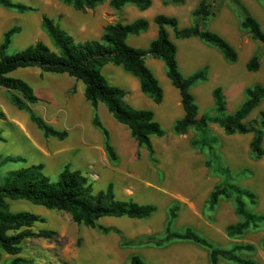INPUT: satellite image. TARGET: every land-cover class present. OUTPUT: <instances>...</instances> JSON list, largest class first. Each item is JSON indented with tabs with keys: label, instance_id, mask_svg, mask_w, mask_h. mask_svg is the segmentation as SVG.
<instances>
[{
	"label": "rangeland",
	"instance_id": "1",
	"mask_svg": "<svg viewBox=\"0 0 264 264\" xmlns=\"http://www.w3.org/2000/svg\"><path fill=\"white\" fill-rule=\"evenodd\" d=\"M13 1L28 4L35 10L18 12L0 6L4 12L0 11V43L7 29L14 25L19 27V31L11 38L8 53L37 40L53 48L41 27L42 13L53 18L77 41L98 36L106 24L116 20L128 21L136 14L133 5L116 11L109 6L108 0L85 11L75 10L60 0ZM198 1L184 0L182 4L158 2L153 5L152 12L174 14L180 26H188L191 23V11ZM240 2L264 31V1ZM135 10L138 11V8ZM205 27L226 39L235 48L237 59L234 62L226 60L217 48L198 38L175 39L169 30L170 39L177 47L176 59L182 74L207 67L206 79L191 88L199 114L212 108L211 92L215 86L222 87L227 111L232 112L243 101L246 87L264 84V52L259 69L248 71L245 64L260 47V43L240 27V17L227 0L222 2L217 14L205 23ZM145 63L163 89L160 103H155L142 93L139 80L121 66L109 63L104 66L102 73L110 83L126 91L127 103L154 112L155 119L165 131L161 137L151 136L154 161L144 146H137L128 128L117 122L105 105L99 103L98 116L109 132L110 142L117 155L115 161L110 160L104 151L103 133L92 125L94 111L84 98V84L65 73L42 72L36 67H28L13 71L12 75L27 81L40 98L30 108L53 127L67 130L68 136L63 140L44 137L29 120L27 111L14 107L9 102L8 91L0 86V110L4 114L0 118V160L18 158L3 163L0 176L22 166L43 163L44 173L54 181L64 165L69 164L71 169H80L88 177L94 191L103 190L108 182H112L116 197L156 204L157 211L145 219L103 217L99 220L104 225L117 227L125 239L161 233L168 208L175 201L178 210L173 229L181 230L190 226L201 236L224 248H230L234 243H252L255 249L240 252V255L264 264V224L233 238L225 234L226 225L239 220L232 197L219 198L214 208L208 206V195L220 181V176L213 165H206L207 150H199L191 145L196 135L194 129L182 135L172 132V125L177 118L174 116L175 111L180 109L183 112V109L179 92L166 75L164 62L146 55ZM262 110L264 99L249 113L246 121L257 119ZM209 134L217 137L215 162L229 167L235 175V183L254 193V202L246 201L247 208L264 214V156L254 158L251 155L249 142L252 134L225 135L215 124L209 125ZM174 174L181 177L178 183L183 182L182 178H191L192 181L178 186L173 181L162 182L165 178L172 179ZM11 208L42 216L45 221L34 223V230L55 231L50 238L32 237L24 241L21 255L31 260L29 264H129L133 254H138L151 264H210L207 249L191 242H171L160 247H129L122 245L121 237L113 232L102 233L99 229L73 222L65 211L47 209L25 200L12 202ZM11 258L4 253L0 257V264H8ZM219 264L234 263L220 260Z\"/></svg>",
	"mask_w": 264,
	"mask_h": 264
},
{
	"label": "trees",
	"instance_id": "2",
	"mask_svg": "<svg viewBox=\"0 0 264 264\" xmlns=\"http://www.w3.org/2000/svg\"><path fill=\"white\" fill-rule=\"evenodd\" d=\"M75 10L93 9L105 0H60ZM163 4H182L184 0H161ZM224 0H199L191 11V23L179 26L175 16L163 13L153 18L157 26V34L146 48L133 47L127 43L129 35H137L147 30L149 23L146 18L139 17L129 22L116 20L103 27L97 38H87L77 41L62 29L50 16L41 14V27L51 40L53 48L41 40H37L13 53L7 49L13 34L19 31L14 25L3 33L0 43V86L8 91L9 102L19 110L28 113L29 120L42 132L44 137H55L60 140L68 136L65 129H57L48 124L31 108L40 98L33 87L24 79L11 75L19 68L36 67L42 72L65 73L84 84V98L93 107L92 125L103 133V147L110 160L115 161L117 155L110 142L107 128L102 124L97 108L103 103L107 111L119 123L126 126L138 147L144 146L148 156L154 161V147L151 136L161 137L165 134L161 124L155 119L150 109L137 108L125 101L126 91L109 82L102 73L105 65L111 63L121 66L126 72L139 80L142 93L155 103L163 98V89L158 79L145 63V56L151 55L161 59L166 67V75L179 92L182 117L172 125L174 134H185L194 129L195 137L191 145L199 150L206 149L208 159L206 165L211 166L220 176V181L210 191L207 204L210 208L218 203L219 198H231L235 213L239 220L227 224L225 234L230 237L242 235L250 228L264 224V214L255 213L247 208V202H254V193L235 183V175L227 166L215 162V144L217 137L209 134V125H217L225 135L247 134L252 137L249 150L254 158L264 156V110L257 119L246 121L249 113L264 99V84L256 83L244 90L245 97L239 107L232 112L227 111V103L221 86H215L211 95L213 106L199 114V107L191 92V88L206 79L207 67H202L184 76L176 59L177 47L169 37L171 30L175 39L196 37L217 48L223 57L234 62L237 59L235 48L221 35L205 27V23L214 17ZM240 17V27L246 30L260 47L250 56L245 64L248 71H256L264 52V31L260 23L253 17L240 0H227ZM264 1V0H263ZM109 6L119 11L126 5H133L139 10H145L152 0H108ZM0 6L14 9L18 12L35 10L34 7L13 0H0ZM4 117L0 110V118ZM1 139V138H0ZM18 158L7 157L0 160V166L7 161ZM44 164H30L10 170L0 176V257L6 253L12 258L8 264H29L31 260L22 254L23 243L32 237L50 238L54 230H34L36 222H44V218L27 210L12 209L11 203L17 200L29 201L47 209L67 212L72 221L86 227L99 229L102 233L113 232L121 237V244L129 247L143 245L164 246L171 242H191L208 251L210 264H219L220 260L234 264H258L249 257H243L240 252L253 251L252 243H234L230 248L220 247L208 238L198 234L192 227L185 226L181 230L172 228L177 218L178 204L173 202L169 208L163 231L159 234L141 235L125 239L115 226H107L99 222L103 217H128L145 219L157 211L154 203H140L133 199L116 197L114 185L108 182L105 189L94 191L92 183L80 169H71L65 164L52 181L43 171ZM264 245V239L262 240ZM129 264H151L138 254L130 256Z\"/></svg>",
	"mask_w": 264,
	"mask_h": 264
},
{
	"label": "crops",
	"instance_id": "3",
	"mask_svg": "<svg viewBox=\"0 0 264 264\" xmlns=\"http://www.w3.org/2000/svg\"><path fill=\"white\" fill-rule=\"evenodd\" d=\"M158 2H161L162 3V1L161 0H152V4H151V6L149 7V8H147V9H145V10H139L138 9V11L137 10H135L136 8H134L133 7V9H134V11H135V16H134V18H132V19H130V20H128V21H124V22H129V21H131V20H133V19H135V18H139V17H143V18H146L147 20H148V23H149V26H148V28H147V30L146 31H144V32H141V33H139V34H137V35H129L128 37H127V39H126V41H127V43L129 42V41H131L132 43H130V45L131 46H133V47H143V48H146L147 46H148V44H149V42L152 40V39H154L155 37H156V34H157V26H156V24L154 23V21H153V18H154V16L156 15V14H159V13H153L152 12V7H153V5L154 4H156V3H158ZM127 6H129V5H126V6H124L122 9H124L125 7H127ZM132 6V5H131ZM0 11H2V10H0ZM2 13H4L3 11H2ZM163 14H166V13H163ZM166 15H172V16H175L174 14H166ZM179 23V22H178ZM180 26V25H179ZM182 27V26H181ZM171 31V30H170ZM101 33H102V31H100V33H99V35L98 36H90V37H88V38H97V37H99L100 35H101ZM170 37V36H169ZM193 38H196V37H193ZM188 39H192V38H188ZM180 40H186V39H180ZM129 44V43H128ZM154 62H158V63H161L160 61H158V60H154ZM178 62V61H177ZM162 64V63H161ZM178 65H179V63H178ZM106 66V65H105ZM104 69V68H103ZM179 69L181 70V68H180V65H179ZM13 73V72H12ZM12 73H11V75H12ZM189 73H185V74H183V75H185V76H187ZM191 74V73H190ZM177 114V115H176ZM182 115H183V112H181V110L180 109H177L176 111H175V115L174 116H176L177 118L176 119H178V118H180V117H182ZM173 116V115H172ZM175 119V120H176ZM174 120V121H175ZM182 173H184V171H182ZM179 174V173H178ZM175 176H173L172 177V179H170L169 178V180L168 179H162V182H168V181H173L172 183H176V185L175 186H178V184H185L186 182H191L192 181V179L190 178V180H189V178L188 179H186V178H182V179H184L183 180V182H180V183H178V181L181 179V177L179 176H177V174H174ZM168 178V177H167ZM194 181V180H193ZM174 185V184H173Z\"/></svg>",
	"mask_w": 264,
	"mask_h": 264
}]
</instances>
